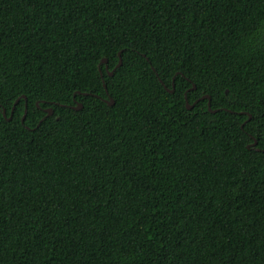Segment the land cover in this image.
Returning a JSON list of instances; mask_svg holds the SVG:
<instances>
[{"label":"trees","instance_id":"16d2710c","mask_svg":"<svg viewBox=\"0 0 264 264\" xmlns=\"http://www.w3.org/2000/svg\"><path fill=\"white\" fill-rule=\"evenodd\" d=\"M0 264H264V0H0Z\"/></svg>","mask_w":264,"mask_h":264},{"label":"water","instance_id":"95a60500","mask_svg":"<svg viewBox=\"0 0 264 264\" xmlns=\"http://www.w3.org/2000/svg\"><path fill=\"white\" fill-rule=\"evenodd\" d=\"M106 61H107V59L106 58H103V59H101V61L100 62H104V63H106ZM121 63V59L119 58V61H118V64H117V66L119 65ZM106 68H107V66H105ZM154 69V68H153ZM156 73V72H155ZM112 74V71L111 72H109V75H111ZM159 79V81L163 84V86L166 88V86L164 85V83H163V81L160 79V78H158ZM103 87H104V89H105V91L107 92V88H106V85L103 83ZM195 88V85L193 84L192 85V89H194ZM167 89V88H166ZM169 92H171L172 91V89H169L168 90ZM202 97H207V99H208V101H207V106H208V110L209 111H211V112H215V111H217L218 109H214V110H211V108H210V98H209V96L208 95H206V96H202ZM18 100V98L16 99V101ZM185 100H186V107L188 108V109H190L192 106H193V104H188V102H187V99H186V96H185ZM16 101L13 103V107H14V105H15V103H16ZM107 104H112L113 103V100L111 99V98H109V99H105L104 100ZM196 102V101H195ZM194 102V103H195ZM82 105H81V103H77V105L76 106H73V108L74 109H79L80 107H81ZM12 107V108H13ZM45 111H46V115L45 116H48V115H51L52 113H53V109L51 108V107H48V108H46L45 109ZM25 112H26V109L24 110V114L22 115V117H21V121L23 122V120H24V116H25ZM2 113H3V115L5 116V109H2ZM249 115V114H248ZM250 118V115H249V117H248V119ZM7 119H10V117H8ZM42 120V119H41ZM40 120V121H41ZM256 145V141L254 140L252 143H251V146H255ZM250 145H248V147H249ZM257 150H258V148H256Z\"/></svg>","mask_w":264,"mask_h":264},{"label":"snow or ice","instance_id":"6c2138e0","mask_svg":"<svg viewBox=\"0 0 264 264\" xmlns=\"http://www.w3.org/2000/svg\"><path fill=\"white\" fill-rule=\"evenodd\" d=\"M121 62H122V60H121Z\"/></svg>","mask_w":264,"mask_h":264}]
</instances>
